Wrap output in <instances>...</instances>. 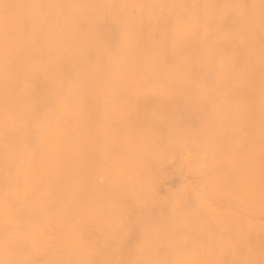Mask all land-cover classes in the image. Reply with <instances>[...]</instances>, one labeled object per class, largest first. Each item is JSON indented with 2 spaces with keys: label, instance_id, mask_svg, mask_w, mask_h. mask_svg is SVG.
<instances>
[{
  "label": "clouds",
  "instance_id": "clouds-1",
  "mask_svg": "<svg viewBox=\"0 0 264 264\" xmlns=\"http://www.w3.org/2000/svg\"><path fill=\"white\" fill-rule=\"evenodd\" d=\"M0 264H264V0H0Z\"/></svg>",
  "mask_w": 264,
  "mask_h": 264
}]
</instances>
